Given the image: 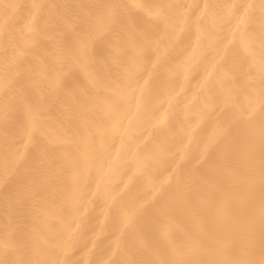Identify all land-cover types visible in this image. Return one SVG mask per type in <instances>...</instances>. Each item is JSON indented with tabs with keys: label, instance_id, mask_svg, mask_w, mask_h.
<instances>
[{
	"label": "bare ground",
	"instance_id": "6f19581e",
	"mask_svg": "<svg viewBox=\"0 0 264 264\" xmlns=\"http://www.w3.org/2000/svg\"><path fill=\"white\" fill-rule=\"evenodd\" d=\"M0 264H264V0H0Z\"/></svg>",
	"mask_w": 264,
	"mask_h": 264
}]
</instances>
